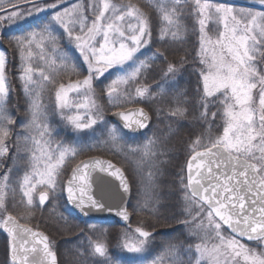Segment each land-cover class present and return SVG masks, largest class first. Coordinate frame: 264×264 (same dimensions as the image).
Instances as JSON below:
<instances>
[{"label":"snow or ice","instance_id":"1","mask_svg":"<svg viewBox=\"0 0 264 264\" xmlns=\"http://www.w3.org/2000/svg\"><path fill=\"white\" fill-rule=\"evenodd\" d=\"M147 3L150 10L133 0H0V37L7 36L0 46V264H58L55 240L21 221L51 204L50 219L78 227L56 211L63 193L85 217L115 212L126 222L118 248L139 264H264V0ZM186 17L198 26L191 98L177 79L184 59L169 60L170 45L185 40ZM153 43L161 47L144 56ZM15 58L23 103L11 105L15 88L8 73ZM156 61L165 65L161 78L144 83ZM110 70L116 75L98 94L94 81ZM101 94L118 109L119 124L105 119ZM133 103L147 107L119 110ZM20 107L18 119L13 110ZM186 124L196 127L188 131L186 182L180 180L184 206L177 214L162 203L157 177L169 143ZM97 126L102 138L92 144L56 139L68 130L95 134ZM140 135L143 142L134 139ZM97 148L122 155L133 180L111 160L89 157L71 164ZM96 172L119 180L118 205L92 194ZM134 184L136 202L129 211ZM10 204L20 211H9ZM134 213L165 225L168 238L157 241L161 233L143 218L133 228L127 222ZM173 225L184 231L171 236ZM88 229L93 235L77 246L72 264H123L109 251L107 229Z\"/></svg>","mask_w":264,"mask_h":264},{"label":"trees","instance_id":"2","mask_svg":"<svg viewBox=\"0 0 264 264\" xmlns=\"http://www.w3.org/2000/svg\"><path fill=\"white\" fill-rule=\"evenodd\" d=\"M48 3L54 2V0L46 1ZM133 2L140 3L142 6L145 7V10H150L147 0H133ZM182 3L185 2V0H181ZM193 0H187V3H192ZM222 2V1H219ZM154 15V12H153ZM184 23L187 27V33L185 40L182 44H175L170 45L171 52L169 54V60L173 62H177L180 60V58H183L185 63L181 70V73L178 74V81L180 84V87L187 90L189 93V98L192 97V95L195 94L196 90V69L199 67L198 60L196 57V49H198V26L196 25L195 18L194 17H186L184 20ZM13 31H17V29H13ZM7 40V36L0 37V46H6L3 44L4 41ZM161 47L159 43H153L150 48V51L144 52V56L151 55L152 51H155L156 48ZM144 56H140V59H143ZM19 64L18 58H15L13 60V63L9 65V79L14 86V80H12V72L14 71L15 67H17ZM154 71L147 74V79H145L143 82L147 84H153L154 81L159 80L162 76V69L165 67L160 61H156L154 64ZM111 80V79H110ZM110 80L105 81L106 85L110 82ZM107 98L104 96V103H105V112L107 121L108 115L117 110V108L111 107L107 103ZM144 106L147 107L145 104L142 103H133L130 105H123V107L127 106ZM109 124H111L108 121ZM196 127L195 124H186L184 131L180 136L174 137L171 142L169 143V154L166 157H163L167 162L163 165H161V172L157 177V183L160 184L163 192L165 193L164 197L162 198V203H164L167 208L166 210L168 212H175L179 214L183 209V201L181 199L183 192L181 190V177L183 176L185 178L186 182V165L187 160L189 157V149H188V131L191 128ZM101 132V129H100ZM147 135H151V131L147 132ZM135 140H138L139 142H143L144 136H135ZM96 154L108 157L121 165L125 171L127 172L130 181L133 180L132 172H131V164H129L128 161L124 159L122 155H116L112 152L106 150V149H91ZM89 153V151H86L85 153ZM85 153L82 152V155ZM91 153H89L90 155ZM80 155V154H79ZM81 156V155H80ZM123 159V160H122ZM135 184L133 185V197L130 204V210H132L131 205L135 204ZM57 204L58 207L56 209L57 213H63L65 216H67L68 220L70 221L71 225H77L78 227H68L63 222L56 223L49 217V209L52 207L51 204H49L43 213L40 211H37L34 218H32L30 221H26L30 223L33 227L38 228L46 232V234L50 235L56 242L55 250L58 253L60 264H72L75 256H76V250L77 246L81 243H83L85 246L87 245V241L85 240V236H91L93 235L89 229L88 225L90 224H96L99 227L107 229V234L105 236V239L109 246V251L113 257H117L120 260L121 256L119 254L118 250V243H119V237L120 233L124 228H121L115 221H88L83 220L76 214H74L67 206L66 201L64 199V196H61L57 198ZM165 209H162L164 211ZM9 211H12L9 209ZM14 214L16 212L12 211ZM145 219L147 223H151L156 226L157 231L161 233V235H158L156 237L157 241H160L162 239H167L168 236L165 235L166 233H169V229L163 225V224H156L155 218L149 216L147 213L141 214L140 216L133 214V224L132 227H136L138 224V221L140 219ZM180 219H184L183 216H179ZM172 223V222H169ZM176 231L170 232L171 236H177L181 232L184 231L183 228L179 226H175ZM82 230V231H81ZM185 236H187V233H184ZM95 239V237L93 236ZM183 239V237H181ZM188 242H195L194 240H189ZM5 258V234L0 231V262H2ZM123 264H132L125 262L124 260ZM97 264H99V260H97Z\"/></svg>","mask_w":264,"mask_h":264},{"label":"rangeland","instance_id":"3","mask_svg":"<svg viewBox=\"0 0 264 264\" xmlns=\"http://www.w3.org/2000/svg\"><path fill=\"white\" fill-rule=\"evenodd\" d=\"M210 27H213L214 28V25H210ZM143 50V49H142ZM141 50V51H142ZM18 67V66H17ZM17 67H15L14 71L12 72L11 76H12V80H14V88H15V91L12 93L11 95V105H16L17 104V101L18 99L20 100V103L22 104L23 101H22V98L20 97L19 95V87H18V80L16 79V76L18 75L16 69ZM9 74V73H8ZM86 71L82 70V75H86ZM116 75V73L114 71H111L110 70V74H105V77L101 78L100 81H94V86L96 87V90H97V93H101V89L102 87L104 86V84L106 83L105 81L107 80H110L112 78H114ZM72 79H76L77 77L75 76H72L71 77ZM82 78V77H81ZM63 79L65 81H67L68 77L67 76H64ZM98 102L104 106V115H105V119H107L106 117V112H105V103H104V95L101 94L100 95V98L98 100ZM107 103L106 102V107H107ZM10 105V106H11ZM135 106V105H134ZM130 107H133V106H127V107H122L121 109H124V108H130ZM118 110V109H117ZM120 110V109H119ZM23 107H20L19 108V112H16V110L14 109L13 110V114L17 116V118L19 119L20 116H22L23 114ZM57 119H59L57 117ZM109 121V120H108ZM110 122V121H109ZM111 123V122H110ZM112 124V123H111ZM100 129L101 127L100 126H97L96 128V133L93 134L91 132V130H86L84 133H80V134H75V133H72L70 130H68L67 132H60L59 136L56 137V139H63L66 143H73V142H76L77 140L82 143V144H92L95 142V140L97 138H102L101 137V132H100ZM222 130V129H221ZM135 139V138H134ZM137 142H139L138 140H136ZM86 151H89V153H91L89 155V153H85ZM83 153H85L84 155H82V153H80V155H78L76 157L75 160L71 161V164H75L76 162L86 158V157H89V156H94V155H99V154H96V152H94L93 150H85ZM99 156H102V155H99ZM123 160V159H122ZM10 163V161H9ZM130 164V163H129ZM132 167V165H131ZM70 167L68 168L65 176L63 177L64 180L67 179L69 173H70ZM61 196H64V193L63 194H60L58 196L61 197ZM9 209H12L14 212H16V214L20 211L19 207L17 208H13L11 207V204L9 205ZM36 214V213H35ZM22 222H26V221H22ZM243 242V241H242ZM246 243V242H244ZM119 244V243H118ZM249 244L250 247H255V244H250V243H247ZM119 250V248H118ZM56 251V250H55ZM119 254L121 256V259L124 260L125 262H128V263H132V264H139V262L131 255V254H128L126 252H122L121 250H119Z\"/></svg>","mask_w":264,"mask_h":264},{"label":"water","instance_id":"4","mask_svg":"<svg viewBox=\"0 0 264 264\" xmlns=\"http://www.w3.org/2000/svg\"><path fill=\"white\" fill-rule=\"evenodd\" d=\"M46 1H49V0H46ZM222 1H224V0H222ZM255 2H256V0H237V3L242 4V5H245V4L251 5V4H254ZM137 107H140V106H137ZM137 107H130L127 109H132V108H137ZM122 110H124V109H122ZM115 112H112L109 115V119L113 123L119 124L120 118L114 115ZM93 157H98V158H102L105 160H110L108 158H104V157H100V156H93ZM86 159H88V158H86ZM86 159H84V160H86ZM114 164L117 167H120L116 163H114ZM125 174H126V172H125ZM186 176H187V168H186ZM93 181H94V183H93V188H92V194H94L97 199H102L103 202H105L107 205H112V206L118 205L121 202V189L119 188V180L116 177L111 176L107 173L96 172V173H93ZM65 198H66V193H65ZM68 205L73 212H75L77 215H79L83 219H87V220H116V221H118L119 224L126 226V222L122 221L121 218L115 214V212H111V213L106 212V211L105 212H92L89 214V216L85 217L79 213L78 209H75L70 204H68ZM132 221H133V218L131 217L130 221L127 223L132 224ZM224 227L226 228L227 226H224ZM244 241H247V240L245 239ZM57 259H58V256H57ZM58 264H59V260H58Z\"/></svg>","mask_w":264,"mask_h":264},{"label":"bare ground","instance_id":"5","mask_svg":"<svg viewBox=\"0 0 264 264\" xmlns=\"http://www.w3.org/2000/svg\"><path fill=\"white\" fill-rule=\"evenodd\" d=\"M138 106H139V105H138ZM143 107H144V106H143ZM109 159H110V158H109ZM110 160H112V159H110ZM112 161H113V160H112ZM113 162L116 163L115 161H113ZM116 164H118V163H116ZM10 210H12V209H10ZM12 211H13V210H12ZM108 221H115V222H116L121 228H124V229H125V227H126V226H123V225L119 224L118 221H116V220H108ZM132 224H133V222H132ZM132 224H131V225H132ZM40 230H41V229H40ZM42 231H43V230H42ZM43 232H44V231H43ZM45 233H46V232H45ZM57 254H58V253H57ZM58 257H59V256H58Z\"/></svg>","mask_w":264,"mask_h":264}]
</instances>
